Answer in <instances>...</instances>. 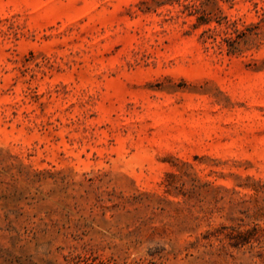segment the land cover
<instances>
[{
  "label": "rangeland",
  "instance_id": "374dc122",
  "mask_svg": "<svg viewBox=\"0 0 264 264\" xmlns=\"http://www.w3.org/2000/svg\"><path fill=\"white\" fill-rule=\"evenodd\" d=\"M193 1L0 0V264H264V0Z\"/></svg>",
  "mask_w": 264,
  "mask_h": 264
},
{
  "label": "trees",
  "instance_id": "16d2710c",
  "mask_svg": "<svg viewBox=\"0 0 264 264\" xmlns=\"http://www.w3.org/2000/svg\"><path fill=\"white\" fill-rule=\"evenodd\" d=\"M210 2V0H197L193 2H189L185 4V8L189 11V14H195L196 15V21L193 23L194 28L201 27L203 25L209 24L212 20V16L210 14V11L207 10V5ZM216 22L218 24H221V19H216ZM232 32H229L227 35V32L225 36L221 37V40L218 41V43L221 42H227L229 46H232V43H230L233 39L232 33H235L238 35L242 32V29L238 28L236 25V22H231ZM214 31V28L206 27L202 33H210L207 37H213L211 35V32ZM215 38V37H213ZM215 40V39H214ZM233 47V46H232Z\"/></svg>",
  "mask_w": 264,
  "mask_h": 264
}]
</instances>
